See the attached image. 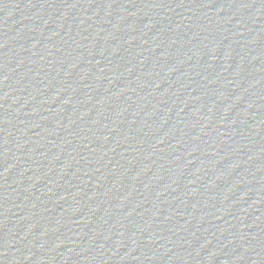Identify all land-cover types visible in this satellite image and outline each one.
<instances>
[{
  "label": "water",
  "instance_id": "obj_1",
  "mask_svg": "<svg viewBox=\"0 0 264 264\" xmlns=\"http://www.w3.org/2000/svg\"><path fill=\"white\" fill-rule=\"evenodd\" d=\"M0 264H264V0H0Z\"/></svg>",
  "mask_w": 264,
  "mask_h": 264
}]
</instances>
